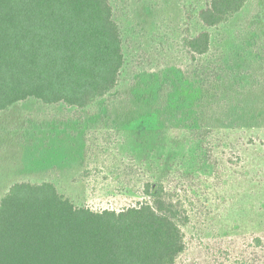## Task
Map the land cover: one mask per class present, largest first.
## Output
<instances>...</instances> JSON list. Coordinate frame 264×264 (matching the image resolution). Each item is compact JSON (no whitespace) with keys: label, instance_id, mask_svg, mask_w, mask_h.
Returning a JSON list of instances; mask_svg holds the SVG:
<instances>
[{"label":"rangeland","instance_id":"rangeland-1","mask_svg":"<svg viewBox=\"0 0 264 264\" xmlns=\"http://www.w3.org/2000/svg\"><path fill=\"white\" fill-rule=\"evenodd\" d=\"M111 3L126 63L119 92L104 103L110 111L29 99L0 112V200L15 183L50 182L77 207L121 211L160 185L189 218L175 264H264V46L242 52L234 39L264 34V0L210 30L212 49L196 58L183 42L206 30L197 15L207 0ZM171 69L208 83L198 116L176 118L165 90L133 96L142 75Z\"/></svg>","mask_w":264,"mask_h":264},{"label":"trees","instance_id":"trees-1","mask_svg":"<svg viewBox=\"0 0 264 264\" xmlns=\"http://www.w3.org/2000/svg\"><path fill=\"white\" fill-rule=\"evenodd\" d=\"M111 1L0 0V112L35 99L107 115L104 103L119 92L126 63ZM248 1L207 0L197 15L206 30L184 39L188 54L208 55L209 31L236 19ZM252 31L248 42L234 36L240 51L264 46V34ZM142 78L146 84L133 96L141 88L149 98L168 91L176 118L198 116L210 94L207 82L191 84L176 69ZM169 81L173 87L164 88ZM235 82L234 76L229 86ZM145 192L150 201L95 212L77 207L53 183H15L0 200V264H175L186 250L188 215L163 186L146 185Z\"/></svg>","mask_w":264,"mask_h":264}]
</instances>
